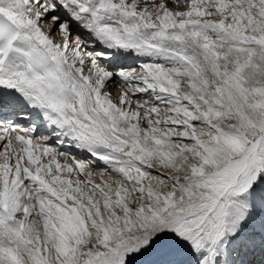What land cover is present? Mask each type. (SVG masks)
<instances>
[{"label":"snow or ice","instance_id":"snow-or-ice-1","mask_svg":"<svg viewBox=\"0 0 264 264\" xmlns=\"http://www.w3.org/2000/svg\"><path fill=\"white\" fill-rule=\"evenodd\" d=\"M0 264H264V0H0Z\"/></svg>","mask_w":264,"mask_h":264}]
</instances>
